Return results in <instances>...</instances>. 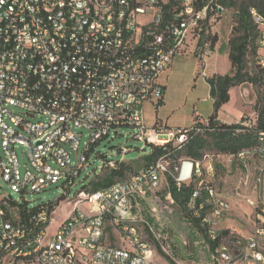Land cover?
<instances>
[{
	"label": "built area",
	"instance_id": "1",
	"mask_svg": "<svg viewBox=\"0 0 264 264\" xmlns=\"http://www.w3.org/2000/svg\"><path fill=\"white\" fill-rule=\"evenodd\" d=\"M78 3H85V11H76ZM96 4L88 0H0V171L12 191L22 197L59 183L65 196L71 193L91 166L96 146L113 133L118 136L119 129L134 130L133 139L151 147L187 142L190 133L209 127V120L199 116L188 129L171 128L162 121L149 127L145 108L148 104L157 109L163 106L161 77L177 59L192 52H200V74L208 81L207 57L218 56V43L208 42L207 25L224 7L217 5V0H183L181 24H173L172 0H117L108 14H98ZM250 8L260 21L258 55L264 73V15L257 7ZM192 12H202L199 23H186V15ZM257 89L264 96V83ZM260 117L257 110L241 117L239 131L263 135ZM83 131L88 132V140L81 148ZM19 146L26 150L24 174L16 152ZM122 151L128 152L126 148ZM249 151L264 152V148L252 146L231 155L230 163L234 157H245L242 165L246 169L251 163ZM119 163L107 158L104 167ZM171 164L170 160H158L149 175L136 172L113 184L105 194L88 199L89 211H78L76 220L45 254L34 253L33 245L57 228V201L23 215L20 209L25 200L1 198L0 264H11L15 252L33 253V262L25 264H114V259H121V264H152L153 252L143 241L138 224L158 241L164 255L176 261L171 240L154 225L131 215L132 207H139L157 191L156 179L167 176ZM214 164L212 156L204 155L173 167L179 186L202 182V189L195 191L197 201L202 192L215 200V210L202 217L207 223H219L231 209L229 199L208 187L207 174L212 176ZM256 173L262 180L264 165L256 167ZM250 181L251 176L243 177L241 186L247 187ZM252 190L250 195L238 196L257 211L254 233L239 239L223 237L219 230L208 233L210 241L218 242L213 264H264V205L255 198L257 182ZM112 222L126 227L122 236L132 235L135 244H141V253H133L130 245L131 249L117 251L114 246L110 254H103L102 230H109Z\"/></svg>",
	"mask_w": 264,
	"mask_h": 264
},
{
	"label": "rangeland",
	"instance_id": "2",
	"mask_svg": "<svg viewBox=\"0 0 264 264\" xmlns=\"http://www.w3.org/2000/svg\"><path fill=\"white\" fill-rule=\"evenodd\" d=\"M247 0H238L242 3ZM175 4V0H172ZM172 4V5H173ZM216 4V2H215ZM217 5L221 4L217 0ZM224 7V6H223ZM225 11L216 17L211 24L207 25V30L211 37H217L218 45L220 50L223 51L229 48V41L232 37L233 27L236 23V12L237 9H227L224 7ZM192 49V47H191ZM191 49H189L191 51ZM215 50V48H213ZM186 58H190L192 61L198 64L202 60L200 52H192ZM213 59V60H212ZM209 63L214 62L215 58L213 55L207 57ZM256 63L257 58L252 56L249 58V72L256 75ZM224 68L222 61H220V68ZM186 69H195V66L188 63ZM200 69V68H198ZM225 71V69H222ZM201 71L198 76L192 75L191 71H180L174 72L172 76L166 94V100L164 108L160 113L163 120H167L169 125L175 124H185L187 121H191V118L196 114L197 111L202 113L211 112L212 102L209 99V89L208 86L203 82L201 77ZM209 75V74H208ZM195 77H199V82L196 83ZM213 77V76H210ZM166 90V88H165ZM232 99L225 105V110L219 111L223 116H238L243 112L244 103L249 105V101H255L254 105L251 106L252 110L260 111L261 107L256 104L260 98V91L252 84H245L243 91L238 89V87L233 88L231 93ZM222 109V108H221ZM252 113V112H251ZM249 113V114H251ZM196 120V119H195ZM194 120V122H195ZM229 122H234V119H229ZM168 125V124H167ZM172 128V127H171ZM188 129V128H185ZM134 130L129 128H123L118 130V136L115 133L111 137L103 140L96 146L95 153L91 155V166L82 174L78 180V184L71 190V193L65 196V191L62 185L55 184L47 188L42 193H27L24 197L20 194H16L12 191L11 186L4 180V177L0 171V199L3 197L11 196L15 201H26L30 208H37L49 203H55L60 199L57 205L58 210L56 212V218L60 222L65 221L71 214L76 210L88 212L91 203L88 201L89 192L82 193L83 188L90 184L92 181H97L101 177L108 174L111 169L116 168H105L107 160L102 159L101 154H105L108 159L114 162H122L126 164H131L136 166V162L141 160V157L146 156L151 153V147L149 145H144L142 142L133 139ZM84 138L81 142V148L84 146L85 142L88 140L87 131H83ZM126 148L128 152L123 154L122 149ZM20 170L24 174L26 169V150L19 146L16 149ZM205 155H210L215 160V168L212 176L207 174L208 187H214L218 194L230 200V206L233 205V201L243 200L240 195H250L252 194V187L254 183H258V191L255 198L259 201L260 206L264 205V178L260 180L256 173V167H260L263 161L258 159L252 163L250 171H246L242 166L230 163V156L219 154L214 149H209L206 151ZM0 156L3 157V151L0 147ZM189 159L181 156L177 160V164L180 161ZM137 160V161H135ZM175 162L171 164V171L174 175L175 181H177V175H175ZM145 167V166H144ZM143 168V167H142ZM141 168V169H142ZM140 169V170H141ZM139 170V171H140ZM138 172V171H137ZM136 172L128 173L126 176ZM251 176V181L247 187L241 186L242 179L245 176ZM167 176H165L161 182L160 188L153 193L152 196L142 200L140 206L135 209L132 215H138L139 218L149 222L151 225L157 229L162 236L167 237L173 243V253L176 255V261H181L185 264H212L214 261L216 249L212 248V244L207 235L197 233L195 235L194 229L190 226L189 221L186 216L178 209L174 204L172 198L167 194ZM119 182V181H118ZM90 186V185H89ZM241 186V189L238 188ZM202 188V187H201ZM90 189V188H89ZM81 192V193H80ZM86 194V195H85ZM65 196V197H64ZM247 204V203H246ZM196 202L190 205V210L194 212V217L200 218L201 211L205 210L204 215H209L211 210L208 207L200 209V207L195 209ZM248 205V204H247ZM249 206V205H248ZM253 209V208H252ZM232 210L224 214V216L219 220V223L227 216ZM255 214L257 211L254 209ZM69 214V215H68ZM205 218H201V225ZM219 223L217 229L219 230ZM110 224V223H109ZM139 228L143 232V241L150 243L151 251L153 256L150 259L152 264H178L176 261H172L169 257L164 255L159 248L158 241L154 240L150 233L146 230L145 226L138 224ZM55 228H53L54 230ZM121 229V230H120ZM116 228L113 225L109 227L107 234V244L115 247H127L131 249V246L124 241V236H122V228ZM206 229V228H205Z\"/></svg>",
	"mask_w": 264,
	"mask_h": 264
},
{
	"label": "trees",
	"instance_id": "3",
	"mask_svg": "<svg viewBox=\"0 0 264 264\" xmlns=\"http://www.w3.org/2000/svg\"><path fill=\"white\" fill-rule=\"evenodd\" d=\"M218 2L227 9L236 8V23L233 27L232 37L229 41V58L232 63V70L230 74L225 76L214 75L208 79L210 86V95L214 100V114L208 118L209 127L204 128L201 132H192L188 135L186 144L182 150H176L169 146L167 150H162L156 147H151V153L141 157L133 166L131 164L119 163V165L111 169L108 174L101 177L97 181H92L85 186L81 192L93 193L99 190L109 188L118 181L126 179L128 173L137 172L142 167L157 162L160 158L165 157L167 160L177 162L181 156L193 160H200L209 149H214L222 155H237L244 149L250 148L257 144V136L255 133L240 132L239 124H226L218 120V113L221 108L228 104L231 100L230 91L233 88L243 86L245 84H252L259 87L260 80L257 75L249 72V58L252 56L256 58L258 55V31L255 26L251 14L250 7H257L261 14L264 15V0H247L239 3L238 0H218ZM203 5H201L202 8ZM218 43L215 36L213 38V45ZM264 96L260 95L257 106L261 107V117L259 125L264 129ZM102 159L107 160L105 154H101ZM177 164V163H176ZM167 194L172 198L174 204L186 216L190 226L195 232L201 235H207V230L201 225V218L205 210L201 211V217H194V212L190 210V205L193 202V195L197 190L196 184L178 186L175 179L171 176L167 177ZM90 185V186H89ZM90 188V189H89ZM60 199L57 201L58 205ZM207 202V195L202 192L201 199L196 201L195 209L197 210L201 203ZM208 207V206H207ZM37 208H28V204L21 205L20 212L25 215L27 213H35ZM208 209V208H207ZM221 236L229 237L230 232L220 231ZM209 238V236H208ZM212 248L218 247V242L213 243Z\"/></svg>",
	"mask_w": 264,
	"mask_h": 264
},
{
	"label": "bare ground",
	"instance_id": "4",
	"mask_svg": "<svg viewBox=\"0 0 264 264\" xmlns=\"http://www.w3.org/2000/svg\"><path fill=\"white\" fill-rule=\"evenodd\" d=\"M57 0H42L43 3H51L56 2ZM90 3H97L96 4V12L98 14H108L112 12V6H114L117 2V0H88ZM105 2V3H104ZM173 4V3H172ZM183 6V0H175V4L172 5L171 8V22L173 24H181V17L180 13ZM76 11H85V3H78L76 4ZM250 14L252 17V20L257 27L258 31V40L257 44L260 48V21L258 15H256L255 12H253V9H250ZM202 19V12H192L186 15V23L188 24H196L199 23V20ZM208 42H213V37L211 35H208ZM257 63H256V72L257 76L259 77L258 80H260V84L264 83V73L263 70L260 67V56L257 55ZM244 133H250V130H242ZM256 134V133H255ZM257 136V144L255 145V148H264V134L263 135H256ZM184 144L186 142H179L174 145H168V144H159L158 146H154L156 148L167 150L169 146L174 147L176 150H182L184 147ZM241 152H246V149L242 150ZM164 159L167 160L165 157L160 158L159 160ZM248 159H251V163L246 164V171H250L252 167V163H254L256 160L260 159L263 161L264 165V152L260 151H249L248 152ZM235 162H238L239 164H245V157H234L233 158V164ZM256 170V169H255ZM152 172V164L147 165L143 167L140 171H138V175H149ZM168 176L174 175L170 168H168ZM249 176V175H247ZM163 178L156 179V188L157 190L160 188L161 182ZM178 183V176L177 181ZM179 185V183H178ZM181 187V186H179ZM202 182H199L198 188L195 191H200L202 188ZM112 186L109 188L99 190L96 192H93L88 196V199H95L96 196L105 194L108 189H111ZM81 193V192H80ZM85 193V192H82ZM86 195V194H85ZM193 200H197V192L193 195ZM208 205H210L211 212L215 210V200L209 199V201L206 202ZM205 204H201L200 209H203ZM138 207H132L131 208V215L135 209ZM78 211L76 210L73 214H71L65 221L60 222V220L57 221V228L53 230V228L50 230L49 235L45 238L44 241L40 242V244L33 245V252L36 254H45L49 253L50 250L54 247L57 238L60 237V234H65V230L67 226H71L72 223L76 220ZM69 215V214H68ZM114 227L117 229L122 228V233L126 234V227L122 226L120 222H113ZM218 223H207L205 222V219L202 222V226L206 228L207 233L209 234H216V230H218L217 227ZM121 230V229H120ZM262 231H264V224H262ZM107 234L108 230H102V237H105V239H100V247H103V254H110V248H114V246L107 244ZM230 239H239V235L230 234ZM124 241L128 243L129 245H132V252L133 253H141V244H135V238L132 235H125ZM149 248L151 251V245L149 243ZM117 251H124V247H117ZM26 262H33V253L28 252H15L13 253V260L11 264H25ZM100 264H109V262H100ZM114 264H121V259H114Z\"/></svg>",
	"mask_w": 264,
	"mask_h": 264
},
{
	"label": "crops",
	"instance_id": "5",
	"mask_svg": "<svg viewBox=\"0 0 264 264\" xmlns=\"http://www.w3.org/2000/svg\"><path fill=\"white\" fill-rule=\"evenodd\" d=\"M218 45V44H217ZM216 51L218 53L217 57L215 58V63L211 62L209 63V69H207V74L208 77L210 76H214V75H222L225 76L227 74H230L231 70H232V63L230 61L229 58V48H227L226 50H220L219 46H216ZM213 60V59H212ZM220 61H222L224 68H220ZM194 64L195 69H186L189 64ZM198 64L195 63L194 61H192L190 58H180L177 59L175 61V63L173 64V66L171 67V69L169 71H167L165 74H163V76L161 77V82L164 85V87L166 88L165 90V100H166V94H167V89H168V85L169 82L172 78V76L174 75V72H180V71H191L192 75H196L198 76V73L201 71V69H198ZM222 69H225L222 70ZM196 79V83L199 82L197 80H199V77H195ZM203 82L208 86L209 89V99L212 102V108L213 110L211 112H206V113H202L200 111H197L196 114L191 118V121H187L185 124H175V125H169L167 120H163L160 113L162 112L163 108H164V104L161 108L157 109L156 107H154V105L152 104H148L145 108V121L146 124L151 127L153 126L157 121H162L168 124L169 127L175 128V129H185V128H190L193 124H194V120L196 119L197 116L203 118V119H208L209 117H211L214 114V100L212 99L211 95H210V86L207 83V81H205L202 78ZM244 85L238 87V89H242L243 91ZM233 89L230 91V94L232 93ZM232 99V96H231ZM249 105H245L244 103V107H243V112L240 113L237 117L236 116H223V114H221L222 110H225V105L222 107L221 112L218 113V120L220 122L226 123V124H237V122L241 119V117L245 116L246 114H254V111L256 110H252V107L255 103V101H249ZM227 105V104H226ZM160 112V113H159ZM234 119V122H229V119ZM237 165H240L243 167L242 164H239L238 162H236ZM215 166V164H214ZM244 168V167H243ZM178 184V183H177ZM194 184H196L197 188H198V184L199 182H194ZM190 185V184H189ZM179 186V185H178ZM197 201V200H196ZM195 201V202H196ZM207 201H209V199H207ZM193 203V202H192ZM204 203V202H203ZM201 203V204H203ZM205 207H209L210 205H208L207 203H204ZM233 205H231L232 210L231 212L225 216V218L219 223V231H228L230 232V234H235V235H239V236H244L247 237L251 234L254 233L256 226H257V219H256V214L254 212V209H252L250 206H248L246 204V202L243 201V203H241L240 201H233L232 203ZM207 207V208H208ZM195 235H198L197 232H195ZM214 263V261H212V264ZM178 264H185L181 261H178Z\"/></svg>",
	"mask_w": 264,
	"mask_h": 264
}]
</instances>
